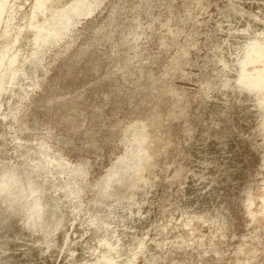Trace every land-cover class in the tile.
Segmentation results:
<instances>
[{
    "label": "rangeland",
    "instance_id": "1",
    "mask_svg": "<svg viewBox=\"0 0 264 264\" xmlns=\"http://www.w3.org/2000/svg\"><path fill=\"white\" fill-rule=\"evenodd\" d=\"M38 1L0 0V264H264V0Z\"/></svg>",
    "mask_w": 264,
    "mask_h": 264
},
{
    "label": "bare ground",
    "instance_id": "2",
    "mask_svg": "<svg viewBox=\"0 0 264 264\" xmlns=\"http://www.w3.org/2000/svg\"><path fill=\"white\" fill-rule=\"evenodd\" d=\"M53 1V2H52ZM39 0L38 1V4L39 3H43V5L45 4L46 6H51V5H53L54 3H56V2H59L58 0ZM63 1V0H62ZM65 1V0H64ZM68 1V0H67ZM70 1V0H69ZM74 1V0H73ZM94 1V0H93ZM141 1V0H140ZM66 2V1H65ZM102 2H103V0H102ZM70 3H71V1H70ZM200 3V2H199ZM60 4H62V2H60ZM65 4V3H64ZM95 4V3H94ZM59 5V4H58ZM58 5L57 6H54V7H58ZM68 5V4H67ZM104 5V4H103ZM62 6V5H61ZM65 6V5H64ZM43 7V6H42ZM196 7H197V5H196ZM50 8V7H49ZM61 8H63V7H61ZM151 8V7H150ZM52 9H55V8H53L52 7ZM59 9V8H58ZM41 10H43V9H41ZM40 11V10H39ZM39 11H36L35 10V13H34V16L32 17V21H31V25H30V27H32V28H34V32L36 31V32H38V30H36L37 29V27L40 25V18H39ZM53 11V10H52ZM55 11V10H54ZM80 11V10H79ZM41 12V11H40ZM46 13V12H45ZM60 13V12H59ZM69 13V12H68ZM122 13V12H121ZM42 14V13H41ZM40 14V15H41ZM47 14V13H46ZM51 14H52V12H51ZM112 15H113V13H112ZM147 15V14H146ZM159 15V14H158ZM189 15V14H188ZM42 16V15H41ZM46 16V15H45ZM48 16V15H47ZM59 16V15H58ZM115 17V16H114ZM66 18V17H65ZM134 18V17H133ZM45 19V18H44ZM49 19V18H48ZM114 19V18H113ZM140 19V18H139ZM153 19V18H152ZM47 20V19H46ZM83 20V19H82ZM44 21V23H45V20H43ZM55 22V21H54ZM69 22V21H68ZM43 23V24H44ZM136 23V22H135ZM138 23V22H137ZM68 24V23H67ZM167 25V24H166ZM76 26V25H75ZM44 27V26H43ZM74 27V26H73ZM137 27V26H136ZM32 28H29V30L30 29H32ZM90 28V27H89ZM39 29V28H38ZM62 29V28H61ZM65 29V28H64ZM139 29V28H138ZM40 30V29H39ZM33 31H32V33H33ZM171 31V30H170ZM9 32V31H8ZM61 32V31H60ZM172 32V31H171ZM7 33V32H6ZM10 33V32H9ZM31 33V32H30ZM31 33V34H32ZM39 33H41V31H39ZM70 33V32H69ZM7 35V34H6ZM29 35V34H28ZM66 35V34H65ZM144 35V34H143ZM142 35V36H143ZM35 36V35H34ZM36 36H37V34H36ZM57 36V35H56ZM109 36V35H108ZM29 37V36H28ZM63 37V36H62ZM71 37V36H70ZM77 37V36H76ZM30 38V37H29ZM135 38V37H134ZM153 38V37H152ZM31 39V38H30ZM71 39H73V37L71 38ZM34 40V39H33ZM37 40V39H36ZM115 40V39H114ZM113 40V41H114ZM126 40V39H125ZM30 41V40H29ZM123 41V40H122ZM93 42H95V41H93ZM75 43V42H74ZM77 44V43H76ZM91 45V44H90ZM130 45V44H129ZM37 46V45H36ZM74 46V45H73ZM127 46V45H126ZM26 47H27V45H26ZM65 47V46H64ZM95 47V46H94ZM18 48V47H17ZM46 48V47H45ZM72 48V47H71ZM138 48V47H137ZM23 49V48H22ZM21 49V50H22ZM27 49V48H26ZM52 49V48H51ZM40 50H42V49H40ZM68 50V49H67ZM120 50V49H119ZM147 50V49H146ZM64 51H66V50H64ZM27 52V51H26ZM42 52V51H41ZM37 53V52H36ZM123 53V52H122ZM128 53H129V51H128ZM58 54V53H57ZM67 54V53H66ZM88 54V53H87ZM105 54V53H104ZM143 54V53H142ZM50 55V54H49ZM122 55V54H121ZM12 56V55H11ZM18 56H20V55H17L16 57H18ZM59 56V55H58ZM82 56V55H81ZM126 56V55H125ZM10 57V56H9ZM22 58V57H21ZM118 58V57H117ZM14 59H16L15 57L13 58V59H11V62H12V60H14ZM28 59V58H27ZM52 59V58H51ZM5 60V59H4ZM18 60V59H17ZM75 60V59H74ZM86 60V59H85ZM8 61V60H7ZM40 61V60H39ZM43 61V60H42ZM41 61V62H42ZM141 61V60H140ZM10 62V61H9ZM13 63V62H12ZM21 63V62H20ZM19 63V64H20ZM23 63V62H22ZM25 63V62H24ZM16 64H18L17 62H16ZM36 64V63H35ZM53 64V63H52ZM3 65V64H2ZM21 65V64H20ZM40 66V65H39ZM44 66V65H43ZM13 67V66H12ZM12 67H10V68H12ZM1 68H3V67H1ZM8 68V67H7ZM6 68V69H7ZM43 69V68H42ZM8 70V69H7ZM136 70V69H135ZM32 72V71H31ZM5 73H7V72H5ZM245 72H243L242 73V75H241V77H240V79H241V81L242 82H244V81H246V80H250L252 83L253 82H255V81H257L260 77H255V76H251V75H247V76H243V74H244ZM21 74V73H20ZM36 74V73H35ZM40 74V73H39ZM170 74V73H169ZM6 76V75H5ZM121 76V75H120ZM136 76V75H135ZM143 76V75H142ZM32 77V76H31ZM148 77V76H147ZM12 80V79H11ZM9 81V80H8ZM141 81V80H140ZM149 81H151V80H149ZM7 82V81H6ZM137 82H139V81H137ZM143 82V81H142ZM249 82V81H248ZM2 83V82H1ZM37 84V83H36ZM44 84V83H43ZM3 85V84H2ZM1 85V86H2ZM127 85V84H126ZM244 85H245V83H244ZM27 88V87H26ZM137 89V88H136ZM36 90V89H35ZM158 91V90H157ZM161 92V91H160ZM15 93V92H14ZM31 93V92H30ZM155 93V92H154ZM5 94V93H4ZM169 94V93H168ZM44 95V94H43ZM164 96V95H163ZM1 99V98H0ZM18 100V99H17ZM43 101V100H42ZM28 102V101H27ZM34 104V103H33ZM39 106V105H38ZM37 109V108H36ZM2 113V112H1ZM15 113V112H14ZM22 113V112H21ZM33 113V112H32ZM71 116V115H70ZM34 118V117H33ZM40 119V118H39ZM119 121V120H118ZM120 121H122V120H120ZM149 121V120H148ZM13 122V121H12ZM15 122V121H14ZM32 122V121H31ZM39 122V121H38ZM150 123V122H149ZM144 124V123H143ZM1 125V124H0ZM30 125V124H29ZM60 125V124H59ZM58 125V126H59ZM123 125V124H122ZM146 125V124H145ZM4 126H5V124H4ZM8 126V125H7ZM57 126V127H58ZM62 126V125H61ZM149 126V125H148ZM17 127H18V125H17ZM52 127V126H51ZM133 127V126H132ZM146 127H147V125H146ZM146 127H144V128H146ZM39 128V127H38ZM20 129V128H19ZM18 129V130H19ZM147 129H148V127H147ZM2 130V129H1ZM127 130V129H126ZM138 130V129H137ZM45 132V131H44ZM134 132V131H133ZM128 133V132H127ZM14 134V133H13ZM39 134V133H38ZM52 134H54V133H52ZM18 135V134H17ZM16 135V136H17ZM40 136V135H39ZM38 136V137H39ZM32 137V136H31ZM124 137H125V135H124ZM123 137V138H124ZM146 137V136H145ZM1 139V138H0ZM20 139V138H19ZM39 139V138H38ZM127 139V138H126ZM22 140H23V138H22ZM49 140V139H48ZM141 140V139H140ZM144 140V139H143ZM11 141V140H10ZM41 141V140H40ZM46 141H47V139H46ZM33 142V141H32ZM44 142V141H43ZM140 142V141H139ZM9 143V142H8ZM11 143V142H10ZM64 143V142H63ZM127 143V142H126ZM35 144V143H34ZM140 144H141V142H140ZM139 144V145H140ZM146 144V143H145ZM22 145V144H21ZM139 145H137V146H139ZM40 146V145H39ZM48 146V145H47ZM27 147V146H26ZM127 147V146H126ZM11 148V147H10ZM32 148V147H31ZM137 148H139V147H137ZM1 149V148H0ZM20 149V148H19ZM55 149V148H54ZM57 149H59V148H57ZM132 149V148H131ZM146 149V148H145ZM23 150V149H22ZM28 150V149H27ZM2 151H3V149H2ZM146 151H147V149H146ZM146 151H144L145 152V154H146ZM17 152V151H16ZM49 152H51V151H49ZM149 152V151H148ZM58 154V153H57ZM139 154H140V152H139ZM4 155H6V154H4ZM14 155V154H13ZM24 155V154H23ZM147 156H148V154H146ZM145 155V156H146ZM2 156V155H1ZM150 156L151 155H149L148 157L150 158ZM6 157V156H5ZM37 157V156H36ZM55 157V156H54ZM53 157V158H54ZM147 157V158H148ZM27 158V157H26ZM151 158H153V157H151ZM15 159V158H14ZM28 159V158H27ZM50 159V158H49ZM11 160V159H10ZM26 160V159H25ZM32 160V159H31ZM145 160H146V158H145ZM149 160V159H148ZM151 160V159H150ZM16 161V160H15ZM14 161V162H15ZM49 161V160H48ZM144 161V160H143ZM153 161V160H152ZM54 162V161H53ZM117 162V161H116ZM147 162V161H146ZM9 163H11V162H9ZM90 163V162H89ZM115 163V162H114ZM61 164V163H60ZM123 164V163H122ZM147 164V163H146ZM19 165V164H18ZM23 165V164H22ZM30 165V164H29ZM53 165V164H52ZM51 165V166H52ZM26 166V165H25ZM24 166V167H25ZM143 166V165H142ZM23 167V168H24ZM22 168V167H21ZM36 168V167H35ZM40 168V167H39ZM43 168V167H42ZM72 168H74V167H72ZM79 168V167H78ZM13 169V168H12ZM66 169V168H65ZM130 169V168H129ZM158 169V168H157ZM18 170V169H17ZM16 170V171H17ZM23 170V169H22ZM145 169H143V171H144ZM20 171V170H19ZM18 171V172H19ZM38 171V170H37ZM70 171V170H69ZM157 171V170H156ZM4 172V171H3ZM12 172V171H11ZM14 173V172H13ZM26 173V172H25ZM42 173V172H41ZM47 173V172H46ZM86 173V172H85ZM108 173V172H107ZM20 174V173H19ZM32 174V173H31ZM67 174V173H66ZM87 174V173H86ZM109 174V173H108ZM4 175V174H3ZM26 175V174H25ZM2 176V175H1ZM7 176H9V175H7ZM11 176H13V175H11ZM11 176H9V177H11ZM48 176V175H47ZM64 176V175H63ZM193 176H195V175H193ZM41 177V176H40ZM58 177V176H57ZM67 177V176H66ZM1 178V177H0ZM3 178V177H2ZM6 178V177H5ZM14 178V177H13ZM22 178V177H21ZM31 178H33V177H31ZM59 178V177H58ZM112 178V177H111ZM117 178V177H116ZM158 179V178H157ZM44 180V179H43ZM131 180V179H130ZM147 180V179H146ZM13 181V180H12ZM49 181V180H48ZM133 181V180H132ZM137 181H139V180H137ZM4 182V181H3ZM31 182V181H30ZM45 182V181H44ZM74 182V181H73ZM105 182V181H104ZM12 183V182H11ZM5 184V183H4ZM48 184V183H47ZM61 184H63V183H61ZM127 184V183H126ZM136 184V183H135ZM140 184V183H139ZM12 185V184H11ZM31 185V184H30ZM131 185H133V184H131ZM28 186V185H27ZM54 186H55V184H54ZM150 186V185H149ZM31 187H34V186H31ZM52 187H53V185H52ZM133 187V186H132ZM24 188V187H23ZM26 188V187H25ZM40 188V187H39ZM42 188V187H41ZM58 188V187H57ZM64 188V187H63ZM130 188V187H129ZM142 188V187H141ZM149 188V187H148ZM152 188V187H151ZM21 189V188H20ZM34 189H35V187H34ZM34 189H32L31 191H34ZM36 189H38V188H36ZM35 189V190H36ZM48 189H50V188H48ZM12 190H13V188H12ZM15 191V190H14ZM29 191H30V189H29ZM64 191V190H63ZM119 191V190H118ZM25 192V191H24ZM83 192V191H82ZM18 193V192H17ZM28 193V192H27ZM64 193H68V191L67 192H64ZM119 193V192H118ZM21 194V193H20ZM44 194V193H43ZM49 194V193H48ZM99 194V193H98ZM17 195V194H16ZM54 195V194H53ZM65 195V194H64ZM75 195V194H74ZM105 195V194H104ZM40 196V195H39ZM47 196V195H46ZM66 196V195H65ZM42 197V196H41ZM83 197V196H82ZM139 197V196H138ZM35 198V197H34ZM73 198V197H72ZM80 198V197H79ZM131 198V197H130ZM11 199V198H10ZM27 199V198H26ZM51 199V198H50ZM69 199V198H68ZM116 199V198H115ZM154 199V198H153ZM16 200V199H15ZM14 200V201H15ZM44 200H46V199H44ZM67 200V199H66ZM6 201V200H5ZM19 201V200H18ZM33 201V200H32ZM37 201V200H36ZM43 201V200H42ZM69 201V200H68ZM82 201V200H81ZM7 202V201H6ZM34 202L35 201H33V204H32V206L34 205ZM38 202V201H37ZM36 202V203H37ZM61 202V201H60ZM31 203V202H30ZM72 203V202H71ZM111 203V202H110ZM14 204V203H13ZM29 204V203H28ZM40 205H41V203H39ZM39 204H36L37 206H39ZM101 204V203H100ZM119 204V203H118ZM65 205V204H64ZM102 205V204H101ZM148 205V204H147ZM160 205V204H159ZM13 206V205H12ZM43 206L44 205H42V208L41 209H44L43 208ZM74 206V205H73ZM94 206V205H93ZM110 206H112V205H110ZM1 207V206H0ZM36 207V206H35ZM45 207V206H44ZM63 207V206H62ZM61 207V208H62ZM66 207V206H65ZM117 207V206H116ZM14 208V207H13ZM31 208V207H30ZM34 208V207H33ZM39 208H40V206L38 207V209L37 210H39ZM48 208H50V207H48ZM74 208V207H73ZM82 208V207H81ZM27 209H29V208H27ZM36 209V208H35ZM34 209V210H35ZM46 209V208H45ZM52 209H53V207H52ZM63 209V208H62ZM126 209V208H125ZM30 210V209H29ZM37 210H35V211H37ZM77 210V209H76ZM81 210V209H80ZM83 210V209H82ZM103 210V209H102ZM128 210V209H127ZM132 210V209H131ZM130 210V211H131ZM8 211H9V209H8ZM16 211V210H15ZM21 211V210H20ZM51 211V210H50ZM49 211V212H50ZM152 211V210H151ZM38 212V211H37ZM43 212V211H42ZM79 212V211H78ZM82 212V211H81ZM88 212V211H87ZM95 212V211H94ZM120 212V211H119ZM5 213V212H4ZM39 214H41L40 212H38ZM48 213V212H47ZM143 213V212H142ZM35 214H37V213H35L34 212V214H32V216L33 215H35ZM131 214V213H130ZM52 215H54V213H52ZM56 215V214H55ZM123 215V214H122ZM138 215V214H137ZM64 216V215H63ZM126 216V215H125ZM147 216V215H146ZM53 217H55V216H53ZM58 217V216H57ZM130 217V216H129ZM39 218V217H38ZM79 218V217H78ZM77 218V219H78ZM112 218V217H111ZM115 218H117V217H115ZM124 218V217H123ZM43 219V218H42ZM90 219H92V218H90ZM119 220V219H118ZM130 220V219H129ZM145 220V219H144ZM79 221V220H78ZM89 221V220H88ZM134 221V220H133ZM171 221V220H170ZM82 222V221H81ZM107 222V221H106ZM38 223V222H37ZM79 223V222H78ZM86 223V222H85ZM89 223V222H88ZM147 223V222H146ZM53 224V223H52ZM93 224V223H92ZM122 224V223H121ZM151 224H152V222H151ZM61 225V224H60ZM115 225V224H114ZM126 225V224H125ZM155 225V224H154ZM191 225V224H190ZM24 226V225H23ZM77 226V225H76ZM144 226H145V224H144ZM49 227V226H48ZM71 227V226H70ZM79 227V226H78ZM107 227V226H106ZM156 227V226H155ZM46 228V227H45ZM144 229V228H143ZM74 230V229H73ZM82 230V229H81ZM86 230V229H85ZM92 230V229H91ZM51 231V230H50ZM88 231V230H87ZM146 231V230H145ZM144 231V232H145ZM154 231V230H153ZM24 232V231H23ZM70 232V231H69ZM67 233V232H66ZM72 233V232H71ZM80 233V232H79ZM85 233V232H84ZM135 233V232H134ZM148 233V232H147ZM25 234V233H24ZM28 234V233H27ZM93 234V233H92ZM194 234V233H193ZM105 235V234H104ZM104 235L102 234V235H100L102 238L104 237ZM127 235V234H126ZM93 236V235H92ZM105 236H108V235H105ZM116 236V235H115ZM122 237V236H121ZM193 237V236H192ZM57 238V237H56ZM62 238H64V237H62ZM81 238V237H80ZM109 238H112V236L111 237H108V238H106V239H108V240H110ZM118 238V237H117ZM149 238V237H148ZM258 238V237H257ZM99 239V238H98ZM106 239H102V240H100V241H98L99 242V244L101 245V248H99L98 250H99V253L100 254H96L97 255V258H95V256H94V258L93 259H96L95 261H92V259L90 260L92 263L91 264H133V262L134 263H136L134 260V258L135 257H137L136 256V254H138V252L141 250V249H139V247L137 248V251L135 250V253H132V250H134V249H125L123 246H126V244H122V243H119V242H117L116 244L115 243H112L113 241H114V239L113 240H110V241H112L111 243L108 241V240H106ZM124 239V238H123ZM126 240V239H125ZM128 240V239H127ZM143 240V239H142ZM147 240V239H146ZM65 241V240H64ZM72 241V240H71ZM76 241H78V240H76ZM86 241V240H85ZM95 241V240H94ZM129 241V240H128ZM199 241V240H198ZM216 241H218V240H216ZM7 242V241H6ZM74 242V241H73ZM80 242V241H79ZM83 242V241H82ZM97 242V241H96ZM96 242H95V244H96ZM116 242V241H115ZM1 243V242H0ZM5 243V242H4ZM145 243V242H144ZM150 243V242H149ZM70 244V243H69ZM87 244V243H86ZM85 244V245H86ZM146 244V243H145ZM156 244V243H155ZM162 244V243H161ZM10 245V244H9ZM74 245V244H73ZM93 245V244H92ZM100 245H99V247H100ZM129 245V244H128ZM157 245H158V243H157ZM8 246V245H7ZM95 246H97V245H95ZM95 246H93V247H95ZM23 247V246H22ZM88 247V246H87ZM86 247V248H87ZM90 247V246H89ZM92 247V246H91ZM128 247V246H127ZM134 247V246H133ZM144 247V246H143ZM142 247V248H143ZM245 247V246H244ZM59 248V247H58ZM63 248V247H62ZM96 248H98V247H95V249ZM103 248V249H102ZM160 248V247H159ZM71 249V248H70ZM81 249V248H80ZM88 250H89V248H87ZM87 249H83V250H81L80 251V253L81 252H83L84 250H86V252L88 251ZM92 249V248H91ZM73 250V249H72ZM75 250H77V249H75ZM74 250V251H75ZM154 250V249H153ZM10 251V250H9ZM73 251V252H74ZM79 251V250H78ZM96 251V250H95ZM5 252V251H4ZM71 252V251H70ZM76 252V251H75ZM90 252V251H89ZM92 252V251H91ZM144 252H145V249H144ZM1 253V252H0ZM53 253V252H52ZM72 253V252H71ZM88 253V252H87ZM123 254V256L124 257H122V258H119V254ZM140 253V252H139ZM141 253H142V251H141ZM149 253V252H148ZM68 254V253H67ZM72 254H74V253H72ZM79 254V253H78ZM82 254V253H81ZM47 255V254H46ZM66 255V254H65ZM76 255V254H75ZM87 255V254H86ZM84 253H83V256H86ZM89 255H90V253H89ZM89 255H87V256H89ZM5 256H7V255H5ZM54 256H55V254H54ZM70 256H72V255H70ZM76 256H78V255H76ZM90 256H92V255H90ZM122 256V255H121ZM139 256V255H138ZM149 256V255H148ZM52 257V256H51ZM79 257H82V255L80 256L79 255ZM79 257H77V258H79ZM93 257V256H92ZM154 257V256H153ZM8 258V257H7ZM56 258V257H55ZM59 258V257H58ZM69 258V257H68ZM75 258V257H74ZM74 258H72V259H74ZM84 258V257H83ZM89 258V257H88ZM87 258V259H88ZM145 258V257H144ZM147 258V257H146ZM11 259V258H10ZM67 259V258H66ZM80 259V258H79ZM79 259H77V261L79 260ZM150 259V258H149ZM81 260H83V259H81ZM81 260H79V261H81ZM155 260V259H154ZM4 261V260H3ZM2 261V262H3ZM57 261V260H56ZM66 261V260H65ZM73 262H74V260H72ZM71 261V263H73ZM77 261H75V263L77 264V263H80L81 264V262H77ZM90 261H89V264H90ZM148 261V260H147ZM68 262V260L66 261V263ZM86 262V261H85ZM84 262V263H85ZM88 262V261H87ZM86 262V263H87ZM65 263V264H66ZM83 263V264H84ZM151 263V262H150ZM62 264H63V262H62ZM68 264V263H67ZM70 264V263H69ZM74 264V263H73Z\"/></svg>",
    "mask_w": 264,
    "mask_h": 264
}]
</instances>
